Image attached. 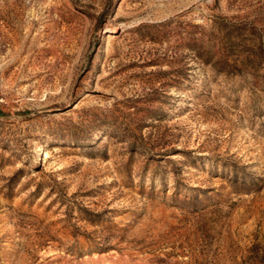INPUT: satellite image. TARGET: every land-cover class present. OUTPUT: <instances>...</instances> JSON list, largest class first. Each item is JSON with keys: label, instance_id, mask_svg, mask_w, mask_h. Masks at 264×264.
Masks as SVG:
<instances>
[{"label": "rangeland", "instance_id": "1", "mask_svg": "<svg viewBox=\"0 0 264 264\" xmlns=\"http://www.w3.org/2000/svg\"><path fill=\"white\" fill-rule=\"evenodd\" d=\"M0 264H264V0H0Z\"/></svg>", "mask_w": 264, "mask_h": 264}]
</instances>
